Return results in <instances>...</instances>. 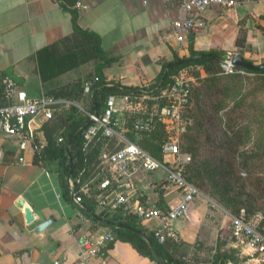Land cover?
Segmentation results:
<instances>
[{"label":"crops","instance_id":"crops-1","mask_svg":"<svg viewBox=\"0 0 264 264\" xmlns=\"http://www.w3.org/2000/svg\"><path fill=\"white\" fill-rule=\"evenodd\" d=\"M62 3L76 11L81 28L100 36L103 50L113 59L103 74L120 85L154 82L162 66L175 55H189L188 33L183 42L174 35L167 37L173 32L172 22L185 16L179 0H0V72L5 78L15 79L29 97L43 93L34 52L72 32L71 13ZM194 22L193 49L220 51L223 55L239 53L254 64L264 62V0H238L229 9L212 5L196 15ZM37 86L39 96L32 94ZM41 120L38 117L32 126L35 139L42 145ZM33 156L31 141L6 136L0 128V264H80L81 237L96 239L108 232L113 234L112 226L101 225L103 222L90 219L66 201L57 173L35 164ZM109 174L111 180L117 176L113 170ZM118 184L142 205L163 210L180 197L179 191L165 182L162 169H138ZM96 193L94 185L92 196L87 198ZM26 208L34 217L32 221L26 220ZM93 215L104 220L109 211L96 204ZM226 215L197 196L188 214L172 222L176 238L168 241H177L180 247L170 246L169 252L186 260L189 255H197L205 264L216 258L215 264H257L242 252L227 226ZM46 219H51L50 225L34 233L36 225ZM136 222L147 235L156 225L155 219ZM103 248L104 254L89 258L86 264H157L128 242L115 240L110 248ZM180 250L185 255L179 256ZM224 255L236 262L230 256L223 259Z\"/></svg>","mask_w":264,"mask_h":264},{"label":"built area","instance_id":"built-area-1","mask_svg":"<svg viewBox=\"0 0 264 264\" xmlns=\"http://www.w3.org/2000/svg\"><path fill=\"white\" fill-rule=\"evenodd\" d=\"M237 3L238 0H179L185 16L172 22L173 32L167 37L174 35L178 42H183L187 33L195 27L196 15L212 5L229 9ZM232 54L227 52L222 56L220 66L224 72H233L237 69L231 62ZM193 68L192 65L180 68L171 76V82L154 94L148 91L140 95L110 94L105 100L101 114L88 113L91 124L83 132L84 146L92 141L97 131H100L103 137H115L123 146L108 154L105 152L101 154V159L105 160L110 170L117 173L113 180L104 176L105 169L101 170L100 179H97V176L85 181L77 178L78 194L73 192L72 201L79 210L83 209V197L92 196L91 191L96 185L97 193L93 198L100 207L107 208L109 212L119 211L122 216L133 215L137 220L155 219L156 225L152 228V236L159 244L176 238L172 222L185 217L193 200L200 195L199 190L183 174L184 166L191 160V155L180 149L181 139L193 123L190 114ZM92 83L93 81H85L84 93L90 92ZM2 98L4 103L0 104L1 131L6 136H17L31 142L35 141L32 126L35 119L51 118L58 105L75 104L67 99L47 97L43 93L37 98L29 97L11 77H6L3 82ZM129 117L136 133L149 132L158 124L162 125L165 138L159 147L160 159L126 135ZM138 169L164 170L165 182L179 191L178 201L167 210H163L156 206L142 205L132 193L119 188L118 183L121 179ZM68 183L72 187L70 179ZM230 218L231 233L242 247V252L251 256L257 263L264 261V235L258 230L255 222L248 219L243 212L237 215L230 214ZM111 240H113L111 232L96 239L81 237L80 264H86L89 258L97 256L101 248ZM182 260H186V257Z\"/></svg>","mask_w":264,"mask_h":264},{"label":"trees","instance_id":"trees-1","mask_svg":"<svg viewBox=\"0 0 264 264\" xmlns=\"http://www.w3.org/2000/svg\"><path fill=\"white\" fill-rule=\"evenodd\" d=\"M62 7L67 9L63 3ZM67 10L71 13L72 32L57 41L37 49L34 52V57L37 63V71L42 84L43 94L47 97L67 99L75 104H70L68 106L58 105L54 109L51 118L42 119L41 131L44 136L45 143L41 145L36 138L35 141L32 142V146L34 152L33 162L47 170H53L57 173L58 183L63 198L74 205V202L71 200L70 193L71 190H74L75 194H78L79 184L77 183V178L85 181L91 177L97 176V179H100L102 177L101 170L105 169L104 164L101 161L102 152L106 151L110 153L123 146L122 142L115 137H103L100 131H97L92 141L88 143L87 146H84L83 132L91 124L88 113L95 112L97 114H101L105 106V100L110 94L140 95L144 91L154 94L160 88L170 83L171 76L184 66L192 65L194 67L192 73L194 72L196 77H199L198 74L200 73V69H202L206 74H213L219 69L223 53L214 50L197 51L193 49V34L190 32L188 33L187 41V50L189 55L186 57H178L175 55L174 59L170 61L169 64L177 60H185L186 58L197 54H202V57L191 62L174 66L163 76V72L167 64L165 63L154 82L144 83L139 86L120 85L118 82L108 79L103 74V69L107 67L113 59L108 53H106L105 50H103L100 36L91 30L81 28L77 24L76 11L70 8ZM246 60L254 64L253 60ZM263 61L264 59L262 62ZM88 62H91L92 66L87 75L82 76L71 83L59 84L56 82L57 77L60 75L77 69L82 64H86ZM237 69H242L250 73L264 74V70L253 72L240 67H237ZM4 80L5 76L1 73L0 104L4 103L2 98V86ZM85 81H93L89 93H84ZM131 122L132 119L129 117L127 120L128 130L126 135L132 141L138 143L141 147L145 138L149 137V135L153 132L162 134V137L154 143V147L148 151L160 159L161 155L159 147L165 138L162 125L158 124L149 132L136 133L132 128ZM193 123L189 129L193 126ZM188 131L183 135L180 142V149L184 152H188V150L183 147L184 136H186ZM68 141H70L68 146L70 160L68 159V155L65 151ZM191 163L192 162L190 160L185 164L183 174L185 178L196 187L192 180L193 176L195 177L198 168L197 166L194 167L192 165L190 167L189 165ZM248 164L249 162L245 160L244 165L248 167ZM68 175L73 184L72 187H70L68 183ZM82 205L83 209L80 211L90 219L95 220L93 214L96 200L93 198L83 197ZM105 220L113 224H123L142 231L141 227L136 222L137 219L130 214L122 216L119 211H110ZM100 224L105 225V223ZM110 228L113 231V240L107 243L106 248H110L115 240L128 242L140 254L145 255L154 260L157 264H160L151 254L150 247L142 236L126 228ZM258 230L264 235V229L258 228ZM148 237L150 238L152 246L158 256L169 264H205L204 260L201 261L197 255H189L187 260H182L181 257L175 258L172 252H169V247H180L177 241L167 240L165 243L159 244L153 238L152 234H148ZM104 250V248H101L100 252L104 254ZM177 253L179 256L185 255L183 250H180ZM229 256L230 255H224L223 259H227ZM230 258L232 261L236 262L235 258L231 256ZM216 259H213V261L209 264H215ZM257 264H264V261Z\"/></svg>","mask_w":264,"mask_h":264},{"label":"rangeland","instance_id":"rangeland-1","mask_svg":"<svg viewBox=\"0 0 264 264\" xmlns=\"http://www.w3.org/2000/svg\"><path fill=\"white\" fill-rule=\"evenodd\" d=\"M91 66V62L82 64L64 73L57 83L74 82L87 75ZM198 75L193 72L191 81L194 123L183 145L191 155L189 166L198 168L192 181L214 211L228 213L227 226L231 227L229 214L243 212L264 229V74L242 69L224 72L219 65L213 74ZM40 91L37 86L32 94L39 96ZM161 137L153 132L142 147L150 151ZM101 161L108 177L111 170Z\"/></svg>","mask_w":264,"mask_h":264},{"label":"water","instance_id":"water-1","mask_svg":"<svg viewBox=\"0 0 264 264\" xmlns=\"http://www.w3.org/2000/svg\"><path fill=\"white\" fill-rule=\"evenodd\" d=\"M203 55L202 54H197V55H194V56H191V57H188L186 58L185 60H177V61H174L172 62L171 64H168L166 67H165V71L163 72V76L167 73V71L174 67V66H178V65H181L183 63H187V62H191L197 58H200L202 57ZM231 62L236 66V67H240V68H243V69H246V70H249V71H262L264 70V62L263 63H260V64H253L251 63L250 61L246 60V59H243L241 57V55L239 53H233L232 56H231ZM162 80V79H161ZM70 144V141L67 142L66 144V147H65V151H66V154L68 155V159L70 160V154L68 152V146ZM70 169H71V163H70ZM67 179H69V175L67 177ZM124 181H126V179H124ZM73 190H71V197L73 196ZM25 216H26V220L27 221H32L34 219V217L32 216L29 208H26L25 209ZM96 219H98L99 221L109 225V226H112V227H115V228H126V229H129L135 233H137L138 235L142 236L144 238V240L147 242V244L149 245L150 247V251H151V254L153 255V257L155 258V260L157 262H159L160 264H169L168 262H166L165 260H163L162 258H160L158 256V254L156 253V251L154 250L153 246H152V242L150 240V238L148 237L147 234H145L144 232L140 231V230H136L135 228H132L130 226H127V225H123V224H113L111 222H108L106 221L105 219H101L97 216H94ZM51 219H46L45 221L39 223L38 225H36V227L34 228V233H38L40 232L41 230L45 229L48 225H50L51 223Z\"/></svg>","mask_w":264,"mask_h":264}]
</instances>
